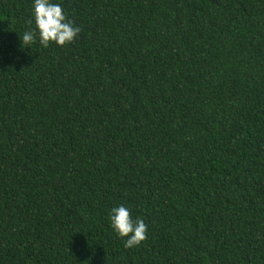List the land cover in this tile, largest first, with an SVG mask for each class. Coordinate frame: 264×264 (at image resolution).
I'll use <instances>...</instances> for the list:
<instances>
[{
  "label": "trees",
  "instance_id": "trees-1",
  "mask_svg": "<svg viewBox=\"0 0 264 264\" xmlns=\"http://www.w3.org/2000/svg\"><path fill=\"white\" fill-rule=\"evenodd\" d=\"M51 2L0 0V264H264V0Z\"/></svg>",
  "mask_w": 264,
  "mask_h": 264
},
{
  "label": "clouds",
  "instance_id": "clouds-1",
  "mask_svg": "<svg viewBox=\"0 0 264 264\" xmlns=\"http://www.w3.org/2000/svg\"><path fill=\"white\" fill-rule=\"evenodd\" d=\"M32 15L35 29L23 35L22 46L38 40L44 48H48L50 44L64 47L73 43L81 31L74 26L73 21L67 19L62 6L51 0H34ZM31 23L32 20L29 21ZM109 220L113 231L125 239L126 248L139 246L147 239V225L140 218L133 220L125 206L113 208Z\"/></svg>",
  "mask_w": 264,
  "mask_h": 264
}]
</instances>
